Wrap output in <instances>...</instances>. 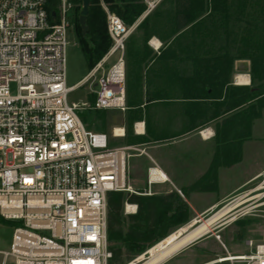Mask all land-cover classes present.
Masks as SVG:
<instances>
[{
  "label": "built area",
  "instance_id": "built-area-1",
  "mask_svg": "<svg viewBox=\"0 0 264 264\" xmlns=\"http://www.w3.org/2000/svg\"><path fill=\"white\" fill-rule=\"evenodd\" d=\"M47 2L0 0V214L18 223L9 250L2 253L15 264H109L108 194L134 192L128 183L130 146L111 145L112 137L125 135L121 128L111 136L89 129L78 112L84 103L70 101L69 94L89 82L96 109L127 107L125 52L131 27L101 0L112 44L84 78L68 86L74 3L60 0L50 15ZM146 2L152 10L156 0ZM115 55L108 71L97 77ZM168 181L153 163L148 188L137 193L153 195L154 184ZM232 202L227 219L264 220V170ZM137 211V203L125 201L126 214ZM247 242L250 253L220 260L264 264V239Z\"/></svg>",
  "mask_w": 264,
  "mask_h": 264
},
{
  "label": "trees",
  "instance_id": "trees-1",
  "mask_svg": "<svg viewBox=\"0 0 264 264\" xmlns=\"http://www.w3.org/2000/svg\"><path fill=\"white\" fill-rule=\"evenodd\" d=\"M103 1L109 11L128 26L147 9L143 0ZM171 1L173 33H184L190 25L194 31L200 25L212 32L218 41L219 53L205 61L207 66L203 71L194 74V81L201 83L202 90L196 88L191 92L193 98L218 99L223 109L216 129L219 146L214 159L215 170L218 165L233 163L239 153V144L251 136L252 122L261 114L264 103V0ZM59 2L48 0L45 7L50 15L57 10ZM72 2L78 6L74 32L91 70L112 44L107 30V13L101 0H91L86 19L88 28L84 30L79 22L82 1ZM146 22L147 17L142 23ZM211 26H217L218 33H214ZM238 59L250 60L255 86L230 84L233 64ZM216 116L217 112L210 114L211 118ZM125 201L137 203L136 214H124ZM107 204L108 243L112 252L109 264H125L188 219L187 201L175 190L157 195L112 191L108 194ZM3 220L6 219L0 215V221Z\"/></svg>",
  "mask_w": 264,
  "mask_h": 264
},
{
  "label": "rangeland",
  "instance_id": "rangeland-1",
  "mask_svg": "<svg viewBox=\"0 0 264 264\" xmlns=\"http://www.w3.org/2000/svg\"><path fill=\"white\" fill-rule=\"evenodd\" d=\"M145 4H148L146 0H143ZM171 0H156L154 6V13L150 16L145 23L144 27L147 29V34H156L160 39H171L176 33H173L172 27V12L173 4ZM77 5H74L72 11V28L68 34V45H67V85L72 86L84 78L90 71L81 47L79 45L77 36L74 32V21L77 16L76 11ZM80 17V14H79ZM193 25V24H192ZM132 26V25H131ZM143 26V25H142ZM211 30L214 33H218L219 28L211 26ZM191 25L189 30L181 33L177 36V39H192L194 51L204 52L207 54H218V41L214 34L207 32L205 26L197 25L194 31H192ZM261 36V35H260ZM262 38V36H261ZM257 39H255L256 41ZM117 55L109 58L104 64L103 68L98 72L97 77H99L103 72H107L112 63L116 60ZM250 64V69L248 73L251 78V63L250 60L241 59ZM241 71H236L234 64L230 74V84L233 86H255L256 82L250 84H236L235 80ZM93 80V79H92ZM97 79H94V83ZM14 89V88H13ZM132 93L131 95H134ZM128 93L127 96H131ZM92 98V101L90 99ZM128 99V98H127ZM69 100L76 103H84L83 106L79 107L78 112L83 121L87 124V127L95 131H103L111 134L115 127H122L125 124L128 126V134L125 139H113L111 142L112 146H130V158L128 160V183L134 192L125 191L124 193H136L140 191H145L147 186V169L154 161L152 155H154V150H161L162 154H167L170 152H175V149H165V153L162 149L153 148L152 145L139 142L135 138L134 131L132 130L131 122L134 119L143 117V109H130L127 107L125 109L120 108H103L96 109L94 107V102L96 100V95L91 91L90 83H86L81 87H77L75 90L70 92ZM86 103V104H85ZM261 108V114L258 118L254 119L251 126V136L241 142L239 153L237 158L230 165H218L215 170H213L215 154L218 149L217 140V126L219 120L222 118L223 109L220 108L219 104L216 106L217 116L210 121L207 126H210L213 130H207L211 133V138L207 140L206 145H202L200 152L196 148L195 140H187L185 148V159L189 160L191 163L186 164V167L190 172H185L180 174L182 176V182L186 184L185 187H177L178 190L169 186L168 184H154L152 192L154 194H164L169 192V189L180 191L179 194L182 198L187 201L189 211L188 219L185 223L177 226L172 230L167 236L174 233L183 226L186 228H191L202 218L208 217L211 213L217 209L232 202L237 191L241 189L245 184H247L256 174L264 170V103ZM176 110H182L176 109ZM212 110V109H211ZM204 110L201 114V119L199 121H206V116ZM215 112V113H216ZM144 118V117H143ZM147 118L149 126L151 129L154 127L155 116L152 113V109H147ZM196 118V117H195ZM133 124V123H132ZM187 128V127H186ZM206 127H202L205 130ZM134 135V136H133ZM133 141L134 143H131ZM182 166V165H181ZM192 170V171H191ZM198 180V181H197ZM171 190V191H172ZM214 207L208 210L209 207ZM125 215V203L123 207ZM1 215V214H0ZM18 223L11 220L0 221V264H15L12 257H6L2 251L9 250L12 234L14 227ZM243 232V235L249 234L253 229H264V220L250 218L245 221H240L237 226H229V233L237 234L236 229ZM220 230V227L214 231L216 233ZM250 230V232H249ZM235 232V233H234ZM165 236L164 238H166ZM237 236V235H236ZM223 237V236H222ZM164 238L157 241L155 244L147 247L143 252L137 254L132 260L126 262L125 264H136L144 256H148L147 252L154 247L156 244L161 242ZM264 239V234L261 237ZM229 251L232 254L236 253H247L249 249L245 245L244 241L234 240L233 238H228Z\"/></svg>",
  "mask_w": 264,
  "mask_h": 264
},
{
  "label": "crops",
  "instance_id": "crops-1",
  "mask_svg": "<svg viewBox=\"0 0 264 264\" xmlns=\"http://www.w3.org/2000/svg\"><path fill=\"white\" fill-rule=\"evenodd\" d=\"M154 9H146L130 26L131 32L126 41L125 52L126 103L128 100L130 109H143L144 118H136L131 122L137 141L152 145L153 148H163L162 151L175 149V152H170L168 155L156 149L152 158L153 163H156L168 176L169 181L161 184H168L178 190L177 187L186 186L180 174L190 172L186 164L191 162L186 160L184 155L186 141L195 140L196 148L200 152L202 145H206L207 140L211 138L212 132H207L206 129L213 130L207 125L213 120L210 114L216 112L215 105L219 100L193 98L191 92L196 88L202 90L201 83L194 81V74L203 71L207 66L205 61L217 54L194 51L192 39H177L183 31L177 32L171 39H160L154 33L147 34L148 30L142 22L146 17L147 20L150 18ZM240 61L242 60L238 59L234 62L236 71L238 67H244ZM241 72L250 78L248 71ZM250 81L245 84H250ZM127 89L130 95L135 94L128 97ZM180 108L182 110H176ZM147 109H152L155 116L153 129L149 126ZM203 110L206 121L202 122L199 119ZM127 125L115 127L123 129L125 135L112 137L111 140L125 139L128 134ZM202 127L206 128L200 131ZM117 131L121 130L117 129ZM109 135L111 136L112 132ZM171 190L169 189V192ZM213 207L214 205L208 210ZM247 219L250 218L231 221L222 225L223 227L220 226V230L216 233L212 232L213 234L210 233L194 241L161 264H243L220 259L228 255L248 254L252 250L247 242L249 239L263 240L261 238L264 234L263 228L253 229L252 232L249 230L250 233L245 236L240 228L235 230L237 234L227 232L229 226L235 227L237 223ZM228 238L244 241L249 252L232 254L229 251Z\"/></svg>",
  "mask_w": 264,
  "mask_h": 264
},
{
  "label": "bare ground",
  "instance_id": "bare-ground-1",
  "mask_svg": "<svg viewBox=\"0 0 264 264\" xmlns=\"http://www.w3.org/2000/svg\"><path fill=\"white\" fill-rule=\"evenodd\" d=\"M239 84L249 83L248 75H238L236 78ZM235 207V203L231 202L213 213L208 217L202 218L197 224L191 228L181 227L174 233L164 238L161 242L152 247L148 252V256H144L136 264H161L168 258L178 253L183 247L190 242L196 241L205 235L214 232L218 227L227 222V214ZM227 219V220H226ZM223 227V226H222ZM213 234V233H212ZM133 264V263H132Z\"/></svg>",
  "mask_w": 264,
  "mask_h": 264
},
{
  "label": "water",
  "instance_id": "water-1",
  "mask_svg": "<svg viewBox=\"0 0 264 264\" xmlns=\"http://www.w3.org/2000/svg\"><path fill=\"white\" fill-rule=\"evenodd\" d=\"M81 1H82V10H81V13H80L79 22H80L81 26L84 28V30H87L88 27L86 25V19H87V15H88V12H89V6H90V1L91 0H81ZM240 63L244 67H242V68H239L238 67L237 69L239 71H249L250 66H249V63L248 62H246V61H240ZM231 221H232V218L228 219L226 223L231 222ZM193 242H190L188 245L192 244ZM187 246H185V247H187ZM185 247H183L182 249H184Z\"/></svg>",
  "mask_w": 264,
  "mask_h": 264
}]
</instances>
